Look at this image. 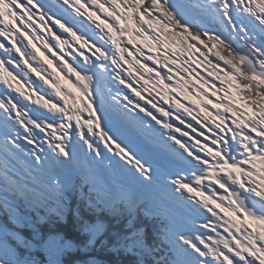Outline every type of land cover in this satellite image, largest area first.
I'll return each mask as SVG.
<instances>
[{"label":"snow or ice","instance_id":"obj_1","mask_svg":"<svg viewBox=\"0 0 264 264\" xmlns=\"http://www.w3.org/2000/svg\"><path fill=\"white\" fill-rule=\"evenodd\" d=\"M85 4L105 13L104 19L97 23L96 12L82 11ZM53 5L59 14L41 0H0V211L7 217L0 222V264H40L30 255L36 250L45 254L46 264H68L69 253L87 252L97 243L138 256L133 264H148V256L150 264H264V230L243 223L247 218L264 226V39L257 38H264V0H53ZM207 19L219 28H209ZM153 22L169 30L166 37H191L189 48L198 47L197 41L208 54V45L222 47L224 54L215 52L217 62L208 63L221 71L224 63L252 114L227 102L228 89L201 75L183 54L165 49L161 57ZM128 31L153 40L158 55L139 46L129 50L133 41L125 44L122 35L118 42L116 36ZM33 41L40 42L39 51ZM45 62L73 75L92 104L81 111L73 100L67 107L56 73ZM130 69L141 76L140 69L155 73L156 82L173 93L183 89L186 75H195L225 97L209 124L190 107L173 105L159 92L153 96ZM110 84L124 87L113 92ZM106 107L145 140L158 138L168 156L153 159L139 151L114 131ZM218 208L240 223L225 219ZM107 216L122 227L110 233ZM17 228H28L31 238ZM83 264L99 262L89 258Z\"/></svg>","mask_w":264,"mask_h":264},{"label":"rangeland","instance_id":"obj_2","mask_svg":"<svg viewBox=\"0 0 264 264\" xmlns=\"http://www.w3.org/2000/svg\"><path fill=\"white\" fill-rule=\"evenodd\" d=\"M41 2L44 4L52 6L53 10L57 14L60 13L59 8H56L53 5V0H41ZM84 2H85V0H81V3H84ZM100 2L103 3V0H100ZM84 10H87L89 12H93V11L96 12V16H94V19L97 20V23H100V20L104 19L105 13L99 12L98 8L89 7L87 4H85V7H84V9H82V11H84ZM150 18L148 17V19H150ZM36 23L38 25L39 21L37 20ZM120 23H127L129 26V29L135 27V25H133L131 21H121ZM204 23H206L209 28H217V29L219 28V25L217 23H215L214 21H212L211 19L205 20ZM145 27L147 28L148 25H145ZM105 31H109V29L105 28ZM150 31H152L154 34H157L161 37L160 51H159V55L161 57H163L165 49H167L169 52H175L177 55L183 54L184 56L189 58V63H191L193 65V67H195L201 73V75H203L205 78H207L209 80H213L217 84L218 87H220L222 89L223 88L228 89L229 95L226 98L227 102L232 103L233 105H235V107L240 108L242 112H245L248 115L252 114V112L245 106V103L243 102V100L239 99L237 89L234 87L236 81L233 80V78L231 76L225 75L226 68L224 66V63L222 61L220 62V66L222 69H224V71H221L220 69L213 67V64L208 63V60H210V59L213 61V63H216L218 60V58L214 57L212 50H211V54H208L207 48H205L203 45H199L198 41L195 42L196 45H198V47L189 48L188 45L193 43L192 40H189L187 42V45H180L179 43H177L176 41L171 39V36L169 38V37H166L163 35V33L165 31H169L168 29H162L159 25L155 24L154 22L152 23V27H151ZM113 34H115V33H113ZM89 35H91V33H89ZM121 35L123 36V41L125 42V44H127L128 40L133 41V44L128 46L129 50H132V48H134L135 46H139L148 55H153V56L158 55L156 43L153 40L145 39L139 35H136L132 31H128L126 34H120V35L116 36L118 42L121 39ZM257 38L258 39H264V38H261L259 36ZM39 44H40L39 41H33V45L35 47H37L38 51L40 50ZM0 51H2V50H0ZM85 51H87V49H85ZM201 53H204L205 55H207V58H205V55H202ZM126 55H127V53H126ZM133 56H137V58H139L138 54L135 52L133 53ZM133 56H128V59L133 64H135V60L133 59ZM49 58H51V57L49 56ZM145 60H146V56H145ZM147 63L151 67V66H153L154 62L148 61ZM45 66L49 69L50 72L56 73V75L53 77V79L56 80V82L59 84V86H63L64 90H66V94L64 91L63 96L67 97L70 101L71 100H79V104H78L77 108H79V109H81V111H83L84 107L92 104V102L88 99V97L79 89V86L77 85L75 77L73 75L65 76L64 73H60L59 69L55 65V62H53L52 64H47L45 62ZM124 66H125V68L129 67V65H127V64H125ZM139 67H140V65L136 64V68H139ZM159 67L162 68V65H160ZM130 70L132 71L133 75L136 76V78L140 81L141 84H145V87L151 91L153 96H155L156 93L159 92L162 96H164L166 98V100L171 101L173 103V105H175L177 102H179V103L183 104L184 106L190 107L191 109H193V112L196 113L198 115V117L201 119L206 117V116L207 117H215V106L222 98L225 97V94L223 91L216 92L214 89L208 87V85L205 84L203 82V80L198 79L195 75H186L184 77V79L182 80L183 89L182 90L177 89L173 93L170 90L164 89L162 84H159L156 82L155 73H147V72H145L144 69H140V72L144 73L143 76H141L140 73H137L135 71V69H130ZM32 75H33V79H36L35 74H32ZM125 75H127V73H125ZM133 86H135L134 81H133ZM109 87H111L113 89V92H115L117 87H124V86L123 85L110 84ZM24 91H25V93H27L30 91V89H28L27 86H24ZM126 91L130 92V89H126ZM143 94L145 96H147V92H144ZM198 96L201 98H199ZM79 97H80V99H79ZM196 97H198L200 100H202L203 104H198L200 102ZM35 98L36 97L33 95L32 100H35ZM156 99L159 100L160 97L157 96ZM28 102L31 103V101H28ZM161 103H164V101H161ZM205 105H208L207 109H205ZM92 107L94 108L95 105H92ZM200 108H204L203 110L205 111L206 115L201 114V113L199 114ZM220 110L223 111V108L221 107ZM41 111L46 112L47 110L41 109ZM106 111L109 113V115L113 121L114 131H117L119 134H122V135L128 137L130 139V142H133L134 145L138 148V150L144 154V151L142 150V148L135 141L136 138L133 137V134H135L134 130H131L122 121V119L119 117V115L117 113H115L110 107H106ZM194 113H193V115H195ZM86 115H87V112H83L82 118H84ZM229 115H231V116H233V118H235L236 113L230 111ZM177 135H179V134H177ZM155 139L153 140V138H152V141L154 142ZM19 159L22 161H26L27 158L23 154H19ZM9 163L11 165L19 168V165L16 163V161L10 160ZM255 169H256V172L258 174L254 176V179L259 180L261 178V176L259 175V173L261 171L259 162L255 163ZM222 191L223 190H221V192ZM205 194L207 195L208 193L206 192ZM9 198L12 199L11 196ZM199 198L200 197L197 196V199H199ZM178 211H179V209H178ZM197 223H202V221L197 220ZM246 226L250 228L251 222H249ZM259 229L264 230V226L259 225Z\"/></svg>","mask_w":264,"mask_h":264},{"label":"trees","instance_id":"obj_3","mask_svg":"<svg viewBox=\"0 0 264 264\" xmlns=\"http://www.w3.org/2000/svg\"><path fill=\"white\" fill-rule=\"evenodd\" d=\"M171 39H173L180 45H187V42L191 40V37L184 36L183 33H180L178 35L171 36ZM233 43L235 44V42ZM208 47L211 48L213 54L217 51H220L222 55L224 54L222 47H212V45H208ZM14 201L17 202L15 198ZM18 203L20 205V211L24 212L26 209L23 201H18ZM30 214L33 215V217L35 216L34 212ZM70 219L71 218H69V220ZM140 219L144 220V217L141 216ZM6 220L7 217L3 214L2 211H0V222H4ZM106 222L109 223L110 225L109 227L110 233L122 227L121 223L118 220L112 218L111 216H107ZM8 227L12 228V225L8 224ZM41 227H45V226H41ZM15 230L19 232L21 236L26 238H31L32 234L28 228H17ZM9 243L15 246V241L9 239ZM18 251H20L22 255L25 254L23 248L18 249ZM30 255H32L36 260H38L40 264H46V257L42 251L36 250L31 252ZM89 258L95 259L96 261L99 262V264H133L134 261L139 259L138 256L132 253L114 252L111 251L109 248L102 247L99 243H97L95 248L90 249L87 252L76 251L69 253L65 257V260L68 262V264H83V262L88 260ZM144 259L148 262V264H150V262L152 261V257L150 256L144 257Z\"/></svg>","mask_w":264,"mask_h":264},{"label":"bare ground","instance_id":"obj_4","mask_svg":"<svg viewBox=\"0 0 264 264\" xmlns=\"http://www.w3.org/2000/svg\"><path fill=\"white\" fill-rule=\"evenodd\" d=\"M62 76V75H61ZM157 84V83H156ZM63 95H64V93H63ZM199 97V96H198ZM199 98H201V97H199ZM198 98V100H199V102L200 103H198V104H203L202 103V100H200ZM193 106V105H192ZM198 109V108H197ZM203 109V108H202ZM199 110V109H198ZM200 114V113H199ZM189 119H191L190 117H189ZM178 123V122H177ZM194 124H195V122H193ZM140 142H142V143H144V144H147V142H150L151 143V141H148V140H144V141H141V140H138L137 141V143H140ZM152 148L154 149V150H157L158 148H160L159 146H158V144H157V142L156 143H153V146H152Z\"/></svg>","mask_w":264,"mask_h":264},{"label":"water","instance_id":"obj_5","mask_svg":"<svg viewBox=\"0 0 264 264\" xmlns=\"http://www.w3.org/2000/svg\"><path fill=\"white\" fill-rule=\"evenodd\" d=\"M174 2L182 3V2H184V1H182V0H174ZM146 149L148 150V153H150V156H148V157H149V158L156 159V158L154 157L152 151L150 150V148H149V147H146Z\"/></svg>","mask_w":264,"mask_h":264}]
</instances>
